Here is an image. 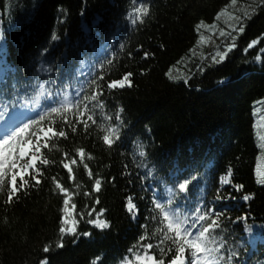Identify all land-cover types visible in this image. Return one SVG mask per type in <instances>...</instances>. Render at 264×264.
Instances as JSON below:
<instances>
[{"label":"trees","instance_id":"1","mask_svg":"<svg viewBox=\"0 0 264 264\" xmlns=\"http://www.w3.org/2000/svg\"><path fill=\"white\" fill-rule=\"evenodd\" d=\"M150 3V16L131 30L122 20L129 0H0L5 59L17 69L8 74V83L16 81L21 91L39 67L37 57L49 45L53 32L60 40L52 42L45 59L57 61L60 71L68 61L69 69L88 72L92 61L103 58L98 56L99 48L104 49V56L115 55L113 63L104 69L101 83L107 107L96 111V124L89 122L84 129L75 123L74 116L70 117L75 124L73 132L58 121L56 131L63 130L66 137H54L42 149V157L49 163L37 164L43 173L40 185L18 194L19 199L14 198L10 205L3 203L6 190L0 192V264H40L42 259H47L48 264H91L97 256L101 258L98 264H120L127 249L144 231L141 224H146L148 242L162 240L159 227L144 219L150 202L149 193L142 190L139 180V175L147 170L136 167L140 160L137 146L141 143L147 146L152 161L149 167L155 165L157 175L165 179L177 166L191 170L199 165L198 171L207 170L208 183L200 184L191 196L193 201H213L220 187L219 176L231 168L233 183L245 188L237 192L225 185L220 192L225 202L216 206L228 211L221 218L225 230H218L217 235L224 236L227 255L232 250L239 251L234 264H264V185L258 183L257 175V167L262 166L260 157L264 155V141L260 139L264 136V105L257 104L264 101V3L237 0L234 7H230L231 0ZM225 9L243 18L245 31L234 33L236 48L217 64L211 56L231 43L214 33L230 30L227 14L216 20ZM29 15L31 19H26ZM18 21L19 26L9 31V22L16 25ZM201 21L206 25L215 23L218 30L202 28L198 32ZM253 39L259 43L245 53ZM121 42L124 49L119 47ZM145 52L149 54L147 59ZM258 55L260 62L256 60ZM128 72L133 74L131 87L107 89V82ZM221 80L223 84L218 83ZM121 106L125 109L121 141L108 148L101 139L103 128L117 123ZM107 115L113 117L112 121L106 120ZM79 148L85 150L83 163L93 170L91 179L79 160ZM72 158L77 160L72 166L75 181L63 168V163ZM53 176L72 190L79 183L80 194L74 197L77 211L102 206L108 210L105 216L111 221V228L101 231L82 220L79 231L92 235L64 236V246L57 247L61 241L63 196L55 189ZM97 176L104 178L101 192L85 196V192L92 193ZM149 182L155 183L144 181ZM251 194H255V199L245 202L243 196ZM130 195L139 208L135 220L124 206ZM229 195L234 199L227 200ZM96 197L101 205H95ZM244 215L249 216L247 223L241 220L237 224V218ZM248 225L254 229L252 237L247 232ZM253 239L257 241L255 245ZM45 246L50 248L48 253L43 251Z\"/></svg>","mask_w":264,"mask_h":264},{"label":"snow or ice","instance_id":"2","mask_svg":"<svg viewBox=\"0 0 264 264\" xmlns=\"http://www.w3.org/2000/svg\"><path fill=\"white\" fill-rule=\"evenodd\" d=\"M264 3V0H261ZM237 0H231L230 7H234ZM35 7V4H33ZM61 11H63L61 9ZM150 0H129L128 10L122 17L129 29L134 30L137 25L145 23L146 18L150 16ZM229 16L230 23L227 26L229 31H221L219 35L231 40V43L224 51H217L211 56L213 63H222L229 53L236 48L234 33L242 34L245 26L242 24V17L228 13L227 9L221 11L216 20L219 21L225 15ZM84 13L81 12V16ZM247 15V14H245ZM26 19H31V15ZM97 23L99 18H97ZM11 22L8 24V30L11 31L19 26ZM215 25H206L201 21L197 26L199 32L202 28H214ZM87 32V25L84 26ZM60 40V36L53 32L50 37L49 45L42 49L37 57L39 67L33 72L31 79L21 86L16 81L10 85L8 83V74L17 71V69L8 65L5 59V27L3 19H0V192L6 190L5 205L14 202V198L19 199L21 193H26L29 188L40 185L43 173L37 167L38 162L47 165L49 161L42 157V149L47 148L49 141L54 137H66L63 130L56 131L55 125L58 121L68 125L75 132V124L70 117H75L76 124H82L84 129L89 127V122L96 124L95 113L97 110H104L107 107L105 99V90L102 85L104 81V69L106 65H111L115 55L104 56V49H97L98 56L103 57L89 64V71L85 72L82 68L73 71L67 67L68 61L62 66L63 71L57 67V61H48L46 54L50 51L52 42ZM259 43L258 39H253L244 49L246 53ZM120 49H124L125 44H119ZM264 54V49L261 50ZM131 55V53H129ZM148 53H144L147 59ZM258 62L261 56H256ZM83 63V61L81 62ZM95 69L100 74L97 75ZM132 73L128 72L122 78L110 80L107 82L109 91L124 89L132 86ZM171 76V73H168ZM46 77V78H45ZM218 83L223 84L221 80ZM257 104L264 105V101H257ZM125 109L119 107L116 114L117 123L103 128L104 135L101 137L103 143L112 148L114 144L121 141V130L125 127L124 119ZM106 120L112 121L113 117L107 115ZM150 132V129H149ZM264 141V136L260 137ZM136 155L140 158L136 164L138 169H146L143 175H139L140 186L143 191L149 193L150 207L147 208L146 222L155 223L159 227L163 239L155 244L148 242L150 236L147 232L146 224H141L140 228L144 231L138 236L135 243L127 249V254L121 259L120 264H234L239 257L238 250H232L231 255L226 248L224 236L217 235V231H224L221 224V218L227 208L217 207V204H223L225 197L220 195L225 185H231L237 192H242L245 188L243 184L233 183V172L231 168L223 175L219 176L220 187L216 189L215 199L205 203L203 198L193 201L192 194L196 193L201 183H208L207 170L198 171L199 165L188 168L179 166L165 179L157 175L155 165L149 167L152 163L149 160L147 146L139 144ZM264 148V143L261 144ZM79 160L83 163L85 160L84 148L77 150ZM67 155V154H65ZM91 158L90 156L88 157ZM135 159V157H133ZM261 164H264V155L260 157ZM77 160L72 158L69 162L63 163V168L67 170L70 179L75 181L73 174V165ZM87 169V176L94 177L93 170L87 163H83ZM125 169L127 165L124 166ZM258 183L264 185V172L261 167H257ZM149 179L148 184L144 181ZM55 189L63 196L62 217L60 221L59 233L61 237L57 247L62 248L64 236H84L90 237L91 232L79 231L81 221L92 225L101 231L110 229L112 224L105 214L108 211L104 207L83 208L77 211V203L74 197L79 195L81 185L76 183L75 190L65 187L55 176ZM104 178L97 176L92 185V193L85 192V196L100 193L102 190ZM163 185L162 189L160 185ZM142 199V197H141ZM234 197L229 195L227 200L231 201ZM255 199V194L244 195L243 200L250 202ZM95 205H101L98 197L94 200ZM125 210L131 219L135 220L139 208L134 203L133 196L125 198ZM230 219V218H229ZM247 223L248 215L237 218V224L240 221ZM247 232L250 237L254 234L251 225L247 226ZM165 242L167 244L165 245ZM255 245L256 239L252 240ZM49 246H45L43 251L48 253ZM151 250V254H150ZM100 257H95L91 264H98ZM40 264H48L47 259H42Z\"/></svg>","mask_w":264,"mask_h":264},{"label":"rangeland","instance_id":"3","mask_svg":"<svg viewBox=\"0 0 264 264\" xmlns=\"http://www.w3.org/2000/svg\"><path fill=\"white\" fill-rule=\"evenodd\" d=\"M237 11H239V12H241V9H239V10H237ZM212 25H215V23H213ZM216 30H218V27L217 26H215L214 27ZM221 31H216V32H214V33H220ZM217 52V51H216ZM261 168H263L262 166H261ZM261 171L262 172H264V168L263 169H261Z\"/></svg>","mask_w":264,"mask_h":264},{"label":"bare ground","instance_id":"4","mask_svg":"<svg viewBox=\"0 0 264 264\" xmlns=\"http://www.w3.org/2000/svg\"><path fill=\"white\" fill-rule=\"evenodd\" d=\"M263 124H264V121H263ZM262 167L264 168V164H262Z\"/></svg>","mask_w":264,"mask_h":264}]
</instances>
